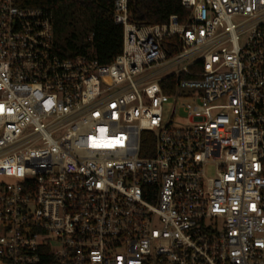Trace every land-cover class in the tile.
I'll list each match as a JSON object with an SVG mask.
<instances>
[{
  "label": "built area",
  "instance_id": "2783aa9c",
  "mask_svg": "<svg viewBox=\"0 0 264 264\" xmlns=\"http://www.w3.org/2000/svg\"><path fill=\"white\" fill-rule=\"evenodd\" d=\"M45 1L89 0H0V264H264V0H108V65L58 53Z\"/></svg>",
  "mask_w": 264,
  "mask_h": 264
},
{
  "label": "trees",
  "instance_id": "16d2710c",
  "mask_svg": "<svg viewBox=\"0 0 264 264\" xmlns=\"http://www.w3.org/2000/svg\"><path fill=\"white\" fill-rule=\"evenodd\" d=\"M44 4L53 12L54 44L63 58L91 55L101 65H108L121 53L123 30L114 23L111 1H45ZM133 9L132 18L146 25L164 24L172 15L183 20L187 15L177 1L142 0L135 2ZM164 90L171 92L165 86ZM143 145L145 148V140ZM142 155H146L145 151Z\"/></svg>",
  "mask_w": 264,
  "mask_h": 264
},
{
  "label": "rangeland",
  "instance_id": "374dc122",
  "mask_svg": "<svg viewBox=\"0 0 264 264\" xmlns=\"http://www.w3.org/2000/svg\"><path fill=\"white\" fill-rule=\"evenodd\" d=\"M186 64L188 65L189 62ZM171 116H172L171 105H167L166 106V113H165V123H167L169 121ZM184 118H185V116L182 114V112H179V116L169 126L179 127L182 125H186L187 121ZM144 140L146 141L145 147L147 148V150L152 149V147H154V142L151 140L150 136H145ZM208 174H209V176H214V168H212V167L208 168Z\"/></svg>",
  "mask_w": 264,
  "mask_h": 264
},
{
  "label": "snow or ice",
  "instance_id": "6c2138e0",
  "mask_svg": "<svg viewBox=\"0 0 264 264\" xmlns=\"http://www.w3.org/2000/svg\"><path fill=\"white\" fill-rule=\"evenodd\" d=\"M3 109H4V106L3 105H0V112H2ZM100 131L103 133V132L106 131V129H100ZM118 139L119 138H117V140ZM92 140H93V144H92L93 147L102 148V147H111L112 146L111 142H109V143L97 142V140H96L95 137H93Z\"/></svg>",
  "mask_w": 264,
  "mask_h": 264
}]
</instances>
